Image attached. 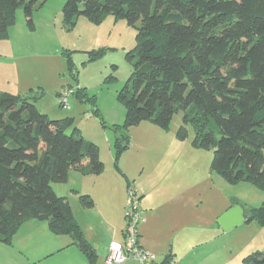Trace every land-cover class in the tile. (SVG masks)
Here are the masks:
<instances>
[{
    "label": "trees",
    "instance_id": "obj_1",
    "mask_svg": "<svg viewBox=\"0 0 264 264\" xmlns=\"http://www.w3.org/2000/svg\"><path fill=\"white\" fill-rule=\"evenodd\" d=\"M38 1L0 0V41L18 9L32 25ZM62 15L67 27L78 16L99 25L111 15L136 28L126 55L132 71L118 95L124 132L141 121L167 129L180 110L177 137L185 139L191 127L192 146L213 152L212 172L264 191V0H66ZM72 126L70 118L49 119L28 97L0 91V243L10 246L26 221H43L97 264L66 198L50 186L66 182L70 170L103 171L98 147ZM114 129L117 165L127 137ZM79 200L92 208L88 195ZM244 215L264 226V202ZM243 264H264V250Z\"/></svg>",
    "mask_w": 264,
    "mask_h": 264
},
{
    "label": "rangeland",
    "instance_id": "obj_2",
    "mask_svg": "<svg viewBox=\"0 0 264 264\" xmlns=\"http://www.w3.org/2000/svg\"><path fill=\"white\" fill-rule=\"evenodd\" d=\"M65 3L39 0L31 26L23 10L16 11L8 38L0 41V52H11V42L16 54L6 61L11 65L0 66V91L38 89L26 95L28 101L51 120L72 119L71 132L76 128L84 140L98 147L102 174L128 178L137 195L148 190L151 182L157 215L164 224L174 221L175 226L177 220L180 227L172 237L175 246H180L175 264H243L248 255L263 251L264 226L255 219L227 232L217 220L234 205L244 212L260 207L264 191L247 182L230 184L212 172L213 152L192 146L191 127H187L185 139L177 137L183 112L173 115L167 129L141 121L123 131L125 108L118 95L132 71L126 55L135 45L136 28L111 15L99 25L78 16L74 26L67 27L62 15ZM69 88H74V95L69 94L67 107H62L57 95ZM115 127L127 137L117 165L114 142L120 134ZM73 173L77 172H68L66 182L51 183V189L66 198L75 214L76 207L87 209L82 220L90 226L92 236L109 238L114 230L110 223L114 211L104 214L94 202L92 208H84L80 194L73 191ZM151 177H155L153 181ZM122 221L124 226V218ZM60 259L63 261L65 255L54 257L55 261ZM124 264L138 263L127 260Z\"/></svg>",
    "mask_w": 264,
    "mask_h": 264
},
{
    "label": "crops",
    "instance_id": "obj_3",
    "mask_svg": "<svg viewBox=\"0 0 264 264\" xmlns=\"http://www.w3.org/2000/svg\"><path fill=\"white\" fill-rule=\"evenodd\" d=\"M8 42L9 39L5 43L6 46ZM8 47L11 48V52H8V54L0 52V66L11 65L10 62L6 61L16 57L11 42ZM29 90L34 93L38 89L34 90L24 87L23 90L14 92L10 90L2 91L26 97L29 94ZM72 176L76 179L75 190L73 191L80 195L92 197L95 205L99 206L100 211L104 212V214H109L108 212L112 210L114 211L113 215L109 214L110 223L114 230L109 238H101L92 236L90 226L82 220L83 214L86 212L84 210L87 209H83L80 206L76 207L77 213L75 214V211L70 207L86 240L97 254V264H105L108 245L111 242L120 241L121 231L124 228L122 212L128 203L126 188L131 184L128 178H126L127 176H125L126 179L124 180L122 177L121 179L112 175L102 174V172L99 175H82L77 172L73 173ZM154 178L151 177V180L153 181ZM150 184L148 190L138 194L140 208L143 211V222L139 225V244L143 249L156 255L157 258L160 257L158 261H168L166 264H175L178 261L180 246H175L172 237L177 236L180 227L176 226L177 220L175 221V226L174 221L172 222V226L170 225L171 222L170 224H164L165 222H162L161 216L157 215L154 205L155 194L152 196L149 188L153 187V185L150 186ZM107 207H110V209H107ZM168 226L169 229L165 230ZM75 250L79 252L71 244L69 236L54 235L48 230L46 222L30 220L26 221L13 236L10 246L0 243V264H87L81 252L78 254ZM62 254L65 255L63 261L61 259L54 260L55 256H61Z\"/></svg>",
    "mask_w": 264,
    "mask_h": 264
},
{
    "label": "built area",
    "instance_id": "obj_4",
    "mask_svg": "<svg viewBox=\"0 0 264 264\" xmlns=\"http://www.w3.org/2000/svg\"><path fill=\"white\" fill-rule=\"evenodd\" d=\"M73 92L72 88L59 93V103L62 107H67L68 96L73 95ZM127 200L123 214L125 225L120 241L108 245L105 263L124 264L127 260H135L138 264H163L139 244V225L143 222V211L140 208V198L130 185L127 187Z\"/></svg>",
    "mask_w": 264,
    "mask_h": 264
},
{
    "label": "water",
    "instance_id": "obj_5",
    "mask_svg": "<svg viewBox=\"0 0 264 264\" xmlns=\"http://www.w3.org/2000/svg\"><path fill=\"white\" fill-rule=\"evenodd\" d=\"M243 222H245L243 209L238 205H234L218 218L217 225L223 232H227Z\"/></svg>",
    "mask_w": 264,
    "mask_h": 264
}]
</instances>
